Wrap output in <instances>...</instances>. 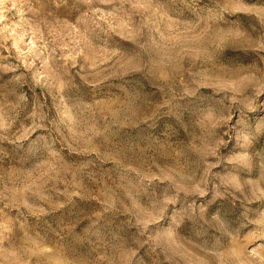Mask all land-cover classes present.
Here are the masks:
<instances>
[{
	"label": "clouds",
	"instance_id": "9594fccd",
	"mask_svg": "<svg viewBox=\"0 0 264 264\" xmlns=\"http://www.w3.org/2000/svg\"><path fill=\"white\" fill-rule=\"evenodd\" d=\"M34 3L0 31V264H264V0H147L108 68L129 0Z\"/></svg>",
	"mask_w": 264,
	"mask_h": 264
},
{
	"label": "rangeland",
	"instance_id": "374dc122",
	"mask_svg": "<svg viewBox=\"0 0 264 264\" xmlns=\"http://www.w3.org/2000/svg\"><path fill=\"white\" fill-rule=\"evenodd\" d=\"M147 0H129V4L126 5L125 11L130 13L129 18H121L119 20H109L107 23L104 20H100L99 23L102 27L107 29L111 34V43L107 48L103 45V52L97 54V62L103 61L99 64L100 68H108L113 64V61L117 56H122L123 58L131 62V58L135 51L138 50L136 41L139 40L140 43L144 42V29H140L139 36L137 35L136 25L140 22L142 17L139 13L146 10L142 7ZM5 4L8 5L5 9ZM34 0H0V31L3 28L8 27L11 30V26L17 24L22 19H29L31 13L29 12V7H35ZM101 12L105 15L112 12L111 7L101 6ZM82 11H86L83 9ZM95 11V9H93ZM79 15V13L77 14ZM99 15V13H97ZM114 15H116L114 13ZM131 20V22H129ZM194 23L193 14L190 11H181L177 15H173L171 12L167 17L160 20L158 26H153V30L149 37V43H152L155 53H158L160 58H165L168 56L167 47L172 44H177L183 42V36L187 28ZM99 31V29H97ZM115 53V55H113ZM111 57V58H110ZM126 78V77H125ZM119 76H111L109 80H118ZM104 83H108L105 81ZM115 99V97H112ZM42 131V130H37ZM71 179V177H68ZM58 193L63 194L64 185H57ZM63 196L61 195V200Z\"/></svg>",
	"mask_w": 264,
	"mask_h": 264
}]
</instances>
